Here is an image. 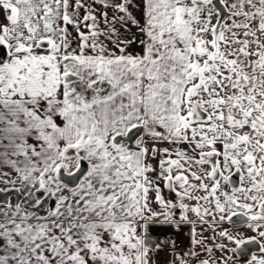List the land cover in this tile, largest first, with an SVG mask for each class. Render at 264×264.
Masks as SVG:
<instances>
[{
  "label": "flooded vegetation",
  "instance_id": "af4514ba",
  "mask_svg": "<svg viewBox=\"0 0 264 264\" xmlns=\"http://www.w3.org/2000/svg\"><path fill=\"white\" fill-rule=\"evenodd\" d=\"M0 1L2 4L5 3V0ZM221 3L227 14L222 18L215 38L213 28L219 15L209 0H175V18L169 44L175 42L174 50L187 57L183 72L178 71L175 61L159 50V48L166 49L167 53L169 52L167 43L162 42L163 35H158L152 29V23H148L145 28L139 30L134 39L142 46V52L137 55L138 57L133 56L127 62L123 63L121 60L103 63L93 58L80 60L77 56H61L58 63L60 70L57 74L61 93L54 99L61 101L63 106L59 108L57 118L51 124V128L56 135L59 134L61 141L48 146L44 153L37 151L38 161L34 160L35 146L29 151L30 164H45L41 169V176L36 187H27L20 178L0 177V191L16 190L18 192L17 195L10 194L7 203H0V225L5 222L21 224L30 232V239L27 240L29 242L23 248L27 253L32 254L35 251V246L32 244L35 233H39L40 236L48 233V237L51 238L45 245V252L51 256L57 249L60 253L66 254L70 239L82 236L84 229L91 234L94 232L91 223L95 218L91 219L87 216V210L92 203L96 202L93 211L96 222H110L120 227L123 222L128 221L133 227L146 233L143 234L140 243L151 255L154 253L150 249L152 237L162 230V221L167 213L178 211L183 217L184 224L189 223L174 203H169L167 197L163 198L165 193L163 195L160 189L164 187V183L159 177L158 180L151 178L143 184L144 174L150 170L152 173L155 167L158 170L160 165L192 164L198 173L210 176L212 182L223 180L228 185L223 191L228 190L232 196L234 193L239 194L237 191L246 187V183L242 182L243 173L237 166L221 174L219 164H224L222 160L224 140L194 139L188 129L181 132L180 100L192 57L190 41L192 28L189 29L187 21L204 20L206 16L214 14V23L209 26L210 42L207 45V41L197 42L201 48L206 46L209 49L208 45H211L209 58L206 60L207 65H210L216 57L220 56L222 28L226 21L233 17V12L228 9L223 0ZM9 13V9L4 7L2 16L7 18ZM85 26L83 32H78V40H83L92 34L91 25ZM14 50L9 51L7 40L0 36V62L8 61L19 52L28 51L27 48L19 49V47ZM118 63H120L119 66ZM116 68L121 70L118 72ZM65 74L74 76V79L66 82ZM7 79L2 78V83ZM233 83L234 80H231V84ZM79 84L81 85L75 86ZM77 87L83 89L87 87L89 92L84 91L83 95L78 97ZM115 88L121 90V97L114 107L110 105L102 107L100 101L97 103L103 96L104 99H110ZM248 92L251 91L248 90ZM1 94L0 91V98ZM23 99L22 94H15L11 101L17 102L16 100ZM229 104L231 105V102ZM200 113L194 116L199 115V118L203 119L204 114ZM231 118L229 121L235 120ZM185 122L187 123V120ZM221 125V123L216 124L218 129ZM135 127H140V134L132 142L126 141L124 138H127L128 132ZM66 132L68 135L64 137ZM160 136L162 138H159ZM117 140H119L118 143ZM73 154L76 156V165L73 169L66 170L62 159L66 155ZM173 156L175 160L169 159ZM247 158L250 160L252 157ZM81 160L87 164V170L77 184L71 186L58 179L57 170L60 166L63 167L65 174L69 175L77 170ZM93 164H113V167L106 172L105 179L99 182L101 184L99 188L102 190L100 194L96 192L98 190L96 186L91 196L80 198L76 196L75 189L94 171ZM135 164H142V166L138 167ZM123 166L128 168V173L120 172ZM131 175L135 177L131 178ZM136 177L139 178L138 182ZM260 184L261 188H264V179L260 183L251 179L247 187L259 188ZM165 185L171 190L172 179L169 178ZM152 187H155L158 195L151 190ZM241 194L242 197L244 196L241 202L246 204V210H231L226 213V216L228 218L232 214L243 213L248 220L234 224L227 220L225 223L219 221L229 229L245 222H256L261 226L256 233L240 240L228 239V243L231 245L233 256L247 260L258 257L261 259L260 264H264V195L255 203L252 202L251 193ZM98 196L102 199L98 200ZM128 209L131 210L130 217ZM149 226H153L155 230L150 231ZM49 232L57 233V236L53 238ZM227 232L228 230L223 232L226 237ZM91 234L88 236L90 240ZM191 236L190 231L188 240L182 238L185 255L178 257L184 261H188L190 257L197 254L195 249L191 250L190 247L202 241L195 240ZM147 241L150 242L149 245L146 244ZM250 241H253L254 250L250 254L240 256L238 253L247 252L253 247L250 245L238 247V245L245 242L251 243ZM5 246V242L1 240L0 248L3 249ZM154 254L158 258L163 257L156 252ZM61 261L57 256L51 264H60ZM90 261L99 264L102 260L96 254L90 257ZM106 262L110 264L108 260ZM0 264L23 263L12 257L4 260L0 256Z\"/></svg>",
  "mask_w": 264,
  "mask_h": 264
},
{
  "label": "rangeland",
  "instance_id": "374dc122",
  "mask_svg": "<svg viewBox=\"0 0 264 264\" xmlns=\"http://www.w3.org/2000/svg\"><path fill=\"white\" fill-rule=\"evenodd\" d=\"M223 2L233 12V17L228 19L226 24L223 22L225 25L222 28L219 46L220 56L210 65H207L206 60L209 58L211 45H208L209 49L206 46L201 48L197 42L207 41L206 45L210 42L209 26L214 23V14L206 16L204 20L187 21L189 29L192 28L190 39L192 57L180 100L181 132L188 129L194 139L224 140L222 154L224 164H219L221 174L237 166L243 173L242 182L246 183V187L237 191L239 194L234 193L233 196H236L234 198L228 190L223 191L228 187L223 180L212 182L210 176L201 175L192 164H171V166L165 164L160 165L158 170L155 167L151 173L152 179L158 180L159 177L164 183V187L160 189L163 195L165 193L163 198L167 197L169 203H174L189 222L177 227L178 235L186 240L189 239L190 231H197L201 226L217 229L215 223L219 220L225 223L227 212L246 210V204L241 202L244 198L241 193H251L252 202L255 203L264 195L261 184L259 188L247 187L251 179L258 183L264 179V0H223ZM124 11L121 10L110 22L102 20L95 26V32L83 40H78L79 36L76 39L70 37L64 42V56H77L80 60L93 58L103 63L121 60L124 63L133 56L138 57L137 55L142 52V46L133 39L130 33L131 20L125 17ZM6 27V17H1L0 36L5 41L10 38ZM83 27L79 28V32L84 31ZM174 43H168L167 56L178 65V71L183 72L187 57L174 50L176 47ZM80 73L83 74L82 71ZM231 80H234L233 84ZM82 83L84 85L85 81L83 80ZM84 91L89 92V89L77 87L76 95L82 96ZM120 94L121 90L115 88L110 99H104L103 96L97 103L100 101L102 107L106 105L114 107L121 97ZM197 111L204 114L203 119H200L199 115L194 116L199 113ZM3 114L4 116L0 117V150L15 147L22 151L27 145L36 146L38 140L35 134L40 129L36 121H28L29 119L25 118L23 122L26 121L29 126L22 128L19 122L21 113L12 110ZM230 117L235 120L229 121ZM217 123L222 124L219 129ZM21 151L14 150V152ZM10 154L12 153L3 152L2 157L11 160ZM16 157L23 155L17 154ZM247 157L252 158L249 160ZM171 158L175 160L174 156L169 159ZM34 160L38 161L37 152L34 153ZM62 160L66 170H71L76 165L74 154L66 155ZM169 178L172 179L171 190L165 187ZM151 190L158 195L155 187ZM260 227L256 222L238 224L228 230L225 239L227 242L228 239L240 240L256 233ZM148 229L155 230L153 226H149ZM200 231L196 235L200 234V238L207 237L203 231L201 233ZM219 236L221 237V233ZM212 237L215 239V235ZM220 237L219 245L225 244V240H221ZM199 250L195 248L197 254L200 253ZM154 253L151 254L152 257H155ZM219 254L222 256L226 254L224 257L227 259V264L233 262L242 264L245 259L229 257L227 250L225 252L224 249H221Z\"/></svg>",
  "mask_w": 264,
  "mask_h": 264
},
{
  "label": "crops",
  "instance_id": "0c3cea01",
  "mask_svg": "<svg viewBox=\"0 0 264 264\" xmlns=\"http://www.w3.org/2000/svg\"><path fill=\"white\" fill-rule=\"evenodd\" d=\"M4 7L10 12L6 18V31L10 34L7 40L10 45L9 50L12 52L19 47V49L27 48L28 51L19 52L8 61L0 62V91L2 92L0 117L4 116L3 113L14 110V112L21 113L20 127L28 128L27 122H23L25 118L29 119L28 121L37 122L40 129L35 134L38 140L35 144L37 146H35V153L37 151L44 153L48 146L61 141L59 134L56 135L51 128V124L57 118L59 108L63 106L61 101L55 100L54 97L61 93L57 74L60 70L59 60L64 55L65 41L70 37L76 39L79 28L85 25H91L90 32L93 34L96 30L95 26L102 20L110 22L124 9L125 17L131 20L130 33L133 39L137 37L139 30L145 28L148 23H152V29L158 35H163L162 42H166L168 46L175 18V0H5L3 4L0 1V18L3 17ZM159 50H162L163 55L167 54L166 49L159 48ZM117 65L119 66L120 63ZM119 70L121 69L116 68V71L119 72ZM2 78L8 79L2 83ZM15 94H22L24 99L16 100L17 102L11 101ZM67 135L68 132L64 134V137ZM32 147L34 145H27L22 148V151L15 147H10L8 149L10 151L2 148L0 150V177L20 178L27 187H36L41 176V169L45 164L28 162L29 151ZM14 150L21 152H14ZM3 152H11V160L3 158ZM17 154L23 157H16ZM22 160L25 162L20 163L19 161ZM135 165L142 166V164ZM93 167L94 171L75 189L76 196L80 198L91 196L96 186L98 187L96 192L99 194L102 192L99 185L113 164H93ZM128 171V168L124 166L120 168L122 174ZM151 178L150 170L144 174L143 184ZM136 180L138 182L139 178L136 177ZM100 198L101 196H98V200ZM96 204V202L92 203L87 210V216L91 219L95 218L91 223L94 232L91 234L84 229L82 236L70 239L66 254L60 253L57 249L51 256L45 252V245L51 238L48 237V233L45 236L44 233L41 236L35 233L32 243L35 251L32 254L27 253L23 248L29 242L27 240L30 239V232L21 224L5 222L0 225V241L6 244L3 249L0 248V256L4 260L9 257L18 259L23 264H51L57 256L62 260L60 264H67L68 259V264H97L90 261V257L96 254L103 261L99 264H108L106 260L110 264H227V259L224 257L226 254L224 256L219 254V251L224 249L225 252L227 250L229 257H235L223 233L230 229L220 221L215 223L217 229L201 226L197 231H192L191 237L202 241L190 247L191 250L200 249V253L190 257L188 261L178 256L152 257L148 249L140 243L145 232L133 227L128 221L123 222L120 227L110 222H96L93 212ZM130 212L131 210L128 209L129 217ZM199 230H201L200 233L203 231L207 237L200 238V234L196 235ZM50 234L53 238L57 236L54 232H49ZM90 234L91 240L88 239ZM219 237L225 240V244L219 245ZM260 261L261 259L256 257L254 260L244 259L241 263L260 264ZM231 264H236V262Z\"/></svg>",
  "mask_w": 264,
  "mask_h": 264
},
{
  "label": "water",
  "instance_id": "95a60500",
  "mask_svg": "<svg viewBox=\"0 0 264 264\" xmlns=\"http://www.w3.org/2000/svg\"><path fill=\"white\" fill-rule=\"evenodd\" d=\"M209 1L217 9V13L219 15V19H218L215 27L213 28V34H214V37L216 38V35H217V32H218L221 20H222L223 17L226 16L227 12H226L225 7L221 3V0H209ZM72 79H74V76H71L70 74H65L64 75V80L66 82H68V81H70ZM140 132H141L140 127H135L133 129H131L130 132H128V137L124 138V139L126 141L132 142L140 134ZM129 135H130V137H129ZM118 142H119V140H117V143ZM86 170H87V164H85V162L81 160L77 170L74 173L69 174V175L65 174V172L63 170V167L60 166L58 168V170H57V177L61 181H64V182L68 183L71 186H74L75 184H77L79 179L84 175ZM17 193L18 192L16 190L15 191L13 190V192L12 191H6V192L0 191V203H7L9 195L10 194L17 195ZM247 220H248V217L245 216L243 213H235V214L230 215L227 218V221L230 222L231 224H234L235 222H241V221L244 222V221H247ZM250 242L251 243H249V242L241 243L240 245H238V247H242V246H245V245L252 246L253 245V241H250ZM253 250H254V247L253 248H249V250H247V252H240L238 254L240 256H244V255H247L248 253L250 254Z\"/></svg>",
  "mask_w": 264,
  "mask_h": 264
},
{
  "label": "built area",
  "instance_id": "2783aa9c",
  "mask_svg": "<svg viewBox=\"0 0 264 264\" xmlns=\"http://www.w3.org/2000/svg\"><path fill=\"white\" fill-rule=\"evenodd\" d=\"M184 223L178 211L167 213L162 221V230L152 237L150 249L163 257L184 256L183 240L177 233V227Z\"/></svg>",
  "mask_w": 264,
  "mask_h": 264
},
{
  "label": "trees",
  "instance_id": "16d2710c",
  "mask_svg": "<svg viewBox=\"0 0 264 264\" xmlns=\"http://www.w3.org/2000/svg\"><path fill=\"white\" fill-rule=\"evenodd\" d=\"M146 244H148V245H149V244H150V242H148V241H147V242H146Z\"/></svg>",
  "mask_w": 264,
  "mask_h": 264
}]
</instances>
